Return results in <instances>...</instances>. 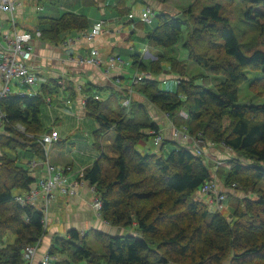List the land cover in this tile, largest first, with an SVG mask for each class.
<instances>
[{
    "label": "trees",
    "instance_id": "1",
    "mask_svg": "<svg viewBox=\"0 0 264 264\" xmlns=\"http://www.w3.org/2000/svg\"><path fill=\"white\" fill-rule=\"evenodd\" d=\"M184 14L187 58L223 79L214 89L197 84L195 78L186 77L184 62L157 53V59L147 63L149 71L158 75L161 61L167 60L170 71L179 76L176 89L165 90L157 79L144 78L137 90L175 125L186 126L190 135L201 134L245 159H229V168L218 166L214 174L223 177L227 189L253 188V195L238 197L224 191L231 200V220L212 210L194 197L214 178L202 156L178 143L167 155L162 150L140 152L136 146L152 137L149 130L159 131L146 103L132 99L125 108L124 95L117 91L95 99L104 88L86 85L84 110L98 124L93 146L99 156L84 169V179L101 199V218L125 232L111 235L91 228L83 235L75 229L66 236L55 235L48 253L64 257L55 264H264V102L237 101L247 69H262L249 87L264 94V0H196ZM40 22L47 26L41 34L52 42L62 40L63 33L88 28L87 17L71 11ZM184 22L179 16L156 12L147 35L150 47L176 44ZM136 57L133 64L146 69ZM41 86L36 95L9 94L0 100L8 120L0 148L25 149L44 159L37 139L49 129L42 126L41 106L57 83L49 80ZM17 124L24 132L15 128ZM110 129L115 131L113 154L102 149V138ZM34 181L17 157L0 155V242L8 232L14 235L12 242L0 246V264H22L24 248L39 245L46 232L40 207L15 199Z\"/></svg>",
    "mask_w": 264,
    "mask_h": 264
},
{
    "label": "crops",
    "instance_id": "2",
    "mask_svg": "<svg viewBox=\"0 0 264 264\" xmlns=\"http://www.w3.org/2000/svg\"><path fill=\"white\" fill-rule=\"evenodd\" d=\"M15 1L18 2V6L13 11L12 15L8 12H0V60L7 55V52H4L3 48L5 46L4 35L11 37L16 31L28 32L31 34V44L35 56L34 60H32V65L34 66V71L36 73V84L33 89H35L36 94H38L43 83L49 82V80H55L57 86L52 93H57L59 90V93H63L65 97V104L63 106L66 109H63L62 106L57 104H53L51 95L46 98L50 99V103L48 104L47 101L46 103L51 106L50 111L55 112V121L59 120L62 115L80 121L81 116L86 115L84 110L85 95L83 93L86 85L104 88L99 94L100 99L102 100L112 92H119L121 87L127 88L129 85L124 80L125 71L123 70L124 67H122L124 63L123 61L122 63L115 64L112 69L106 71L104 64L99 67L92 64H79L76 59L78 56H87L91 50L95 49L98 52L99 59L102 62H105L108 61L110 57H121L122 52L128 51L129 54H131V64L134 66L135 70L138 69L133 64L135 61V55H137L136 59L138 61L146 63L145 67L148 69V61L157 58L158 53L156 49H154L155 55L150 54L148 51L151 47L148 43L147 35L151 29L149 30L147 26H152L154 18L152 22L148 24L141 21L138 14L148 4L154 8L155 13L158 11L166 12L169 11V9H171V11L174 10L169 3L161 2V0H159V2L153 0H124L121 4L118 3L119 0L68 1L65 3L67 9L75 13H81L87 17L88 28L71 30L63 33L62 40L52 42L49 38L41 34V31L47 26L41 24L40 19L52 18L59 15H56V12L59 11L56 6L57 1ZM44 3H48L49 8L46 14H41L40 12L43 10ZM134 6L135 8H133ZM129 13H133L134 15L131 21L127 16ZM99 20H105L106 29L90 39L86 38V30ZM123 29L125 32H122ZM136 46L138 47L135 50ZM147 57H150L151 59L149 58L146 60ZM138 70L139 72L149 74L150 77L157 80V77L159 76L160 78L161 74H163L162 70L158 75H153L149 70L143 71L145 68L143 70ZM166 76L171 77L173 75L166 73ZM162 81L165 83L166 79L162 78ZM158 82L160 83L159 80ZM1 85L2 82L0 81V86ZM9 88L11 92L10 95H16L19 92L27 93L29 90V86L26 83L20 82L18 79L12 80L9 84ZM131 99L145 102L148 111L151 112V114L153 113L154 120L158 123L159 131L163 134V141L159 146H156L151 142L156 146V151L163 150L166 143L173 144V148H175L176 143L185 145V143L171 137V127H168V124L170 123L167 119L168 116L166 117V113L164 116H161V112H158L157 114L153 105L144 99L138 90L134 91ZM181 112L183 113V111ZM160 117H162L161 122L158 120ZM50 129L56 130L54 127L49 128V130ZM56 131L58 133V140L54 141L51 145L46 146L44 149V159L36 161V156L32 152L25 149H16L17 151L20 150L18 151L19 155H21V152H25L24 154L29 157V168L35 172V177L32 175L35 178V181L31 186H33L38 179L46 175L47 162L58 167L70 165L72 168L70 179H75L79 170H84L86 167L90 166L99 156V151L94 146L93 147L97 150V153H84L82 151L73 153L72 150H68L67 144H70L67 143L69 141H67L68 137H66L68 132L64 131L60 134L58 130ZM3 132L4 126L1 128L0 134ZM62 137L65 138L62 139ZM147 140L152 141V137ZM79 141L82 144L80 139ZM218 146L221 150L213 153V156L223 151V146ZM145 147L148 148L147 144L143 146V148ZM110 149L111 148L108 150L110 151ZM224 150L225 152L228 151L225 148ZM3 153H6V148H0V155ZM15 157L18 159V156ZM94 195V192L91 191L86 183L78 188L77 195H56L47 205L48 224L46 232L32 259L28 262L23 261L22 264H42L43 255L48 252L53 237L55 235L66 236L70 229H75L82 235L91 228L101 230L111 235L122 234L125 232L122 227L110 225L93 211L91 208V201L93 200ZM200 199L204 201L202 197ZM35 204L42 210V207L44 206L43 198L37 197ZM61 259H64V257L54 256L47 264H55V261ZM81 264H85V262L81 261Z\"/></svg>",
    "mask_w": 264,
    "mask_h": 264
},
{
    "label": "rangeland",
    "instance_id": "3",
    "mask_svg": "<svg viewBox=\"0 0 264 264\" xmlns=\"http://www.w3.org/2000/svg\"><path fill=\"white\" fill-rule=\"evenodd\" d=\"M56 1H55L56 6L58 7V10H59L58 12H56V15L57 14L60 15L61 13L65 12V11H70L65 6V3L68 1H75V0H56ZM153 1L159 2V0H153ZM195 1L196 0H166V1L161 0V2L169 3V5H171V7L174 8L173 11H171V9H169L170 12L169 11H166V12H168L172 15L176 14L175 16L181 17V19L185 20V22L182 25L181 32L179 34V38H178V41L176 44H174L172 46H167V47L166 46H156L154 48H149L148 51L150 54L155 55L154 49H156L158 51V53L165 54L169 57H174L177 60L184 62V64L186 65V77L191 76L192 78H195V82L197 84H202L204 86L211 87L214 89L215 84L220 82L223 79V75L212 74L207 68L198 65L197 63H195L192 60H189L187 58V50L183 46V43L185 42V40L187 38V33H188V26H187V20H186L187 18H186V15L184 13L186 12L187 7H189L191 4H194ZM48 8H49V4L44 3L43 10L40 13L46 14ZM133 8H135V6ZM71 12H73V11H71ZM78 14H81V13H78ZM81 15H83V14H81ZM153 26H154V23L152 24V26L148 25L147 28L150 30L151 28H153ZM122 32H125V30L123 29ZM137 47L138 46H136L135 50L137 49ZM131 58H132L131 54H129L128 51L122 52L121 57H120V59L124 62L123 66H122V67H124L123 70L125 71L124 80L129 85L132 82V78H133L134 74L137 71H139L138 69L135 70L134 66H132V64H131L132 59ZM149 58L150 57H147L146 60H148ZM156 59L157 58H155L154 60H156ZM164 62H166V63H164ZM163 63H164V65H163ZM160 65L162 66L161 70L163 73V74H161V77L166 79V82L163 83L162 78L160 77L161 78L160 79L159 76L157 77L158 80L160 81V83H159L160 87L165 89V90L174 91L176 89V86H177V78L179 77L178 73H174V72L170 71V68H169L170 65H169V62L167 60L166 61L162 60ZM146 70L148 71L149 69H145L143 71H146ZM164 72L170 73L173 76L168 77V76H166V73H164ZM261 75H262V69H254V70L247 69L246 70V79H244L238 87L237 101L239 103L259 104V103L264 102V94H262V95L255 94L254 92H256V91H253L251 89V87H249L250 81L254 80L258 77H261ZM138 82L135 83L134 85H132V89H133L132 94L134 93L135 90H137ZM51 98L53 100V104H57L59 106H62L63 109H66L63 106L65 104L64 103L65 102L64 94L59 93V90L57 91V93H55V92L51 93ZM53 104H51V105H53ZM41 107L42 108H41L40 118H41V123H42L43 128L49 129V128L54 127L56 130H58V132L60 134H62L64 131L68 132V134L66 135V137H68L67 141L69 140L67 143H70V144H67L68 150H72L73 153H78L81 151L84 153H89V152L97 153V150L92 145V143H93L92 142L93 132L95 129H97V122L92 117H90L88 115H83V116H81L80 121H77L75 118H69L67 116L62 115L59 120L55 121V119H54L55 112L50 111L51 106H49L47 103H43ZM154 108H155V111H157L156 112L157 114H158V112H161L162 113L161 116L166 115L164 112L159 111L156 107H154ZM178 113H180L179 115L185 117V114L182 113L181 110ZM151 115L154 119L153 113ZM159 115H160V113H159ZM167 116L168 115H166V117ZM156 117H157V115H156ZM167 119L169 120V123H170V124H168V127H171V132H172L173 128L186 127L184 125H179V126L175 125L169 117H167ZM158 120L161 122L162 117H160ZM0 130H1V128H0ZM150 131H151V129L149 130V132ZM147 132H148V130H147ZM159 132L162 133L161 131H159ZM114 137H115V131L113 129H110L107 131V133L102 138V149L104 151L108 152L109 154H113L111 152L112 150L110 149V151H109L108 149L111 148ZM171 137H173L172 134H171ZM64 138L65 137H62V139H64ZM79 139L82 141V144L79 141ZM174 139H176V138H174ZM177 140L183 142L181 139H177ZM151 142H152L151 140H142L137 144L136 148L142 153H145V152L146 153H154V152H156V149H155L156 146H154ZM145 144H147L148 148H146V147L143 148V146ZM197 144L202 149V151H204L203 155H201V156L205 159L206 164L208 165V167L210 168V170L213 173L214 178L212 180H214V183L216 186L215 190H218V191L228 190L230 193L229 195H231V196L236 195L238 197L248 196V194L253 195L252 192H253V190H255L253 188L247 189V190L227 189L228 187H226L224 185L223 177L214 174L215 170L218 167V166L216 167V164H217V161H219V159L223 161V164L219 167H221V170H224V171H226L229 168V166L227 165V161L229 159L239 158V159H241V161H244L245 159H243L241 156H239L234 151L225 147L223 144L214 143L213 141H207V140L202 139V137L199 138ZM218 145L223 146V149H222L223 151H221V152H219V154L217 153V155L213 156L212 155L213 153L221 150ZM224 148L226 150H228V151H226L227 153L225 152ZM172 149H173V144L166 143L161 152L163 155H167ZM18 151H20V150H18ZM18 151L6 149V154H8L12 157L18 156V159H17L18 164L28 168L30 174L35 177L34 170L29 168V157L24 154L25 152H21V155H19ZM39 160L40 159L38 157H36V161H39ZM204 195L205 194L202 193L199 189L194 194V197H196V198L202 197V199H204V201H206L208 197H207V195H205V196ZM210 195L213 196L214 192L210 193ZM226 195L228 198V193H225V196ZM204 204H205V202H204ZM211 207H212V210L218 209V206L214 203H211ZM231 208H232L231 200H230V198H228L227 200L226 199L224 200L222 208H220L218 210H220V212L227 219L231 220V218H232ZM128 231L129 230L126 229V232H128ZM13 240H14V235L11 232H8V234L6 235L5 242L1 243V245L6 244L7 242H12ZM74 264H81V262H76ZM206 264H211V263H206Z\"/></svg>",
    "mask_w": 264,
    "mask_h": 264
},
{
    "label": "built area",
    "instance_id": "4",
    "mask_svg": "<svg viewBox=\"0 0 264 264\" xmlns=\"http://www.w3.org/2000/svg\"><path fill=\"white\" fill-rule=\"evenodd\" d=\"M17 6L18 2L15 0H0V12H8L12 15ZM127 16L131 21L134 15L133 13H129ZM138 17L145 23H151L155 17L154 8L149 4L146 5L138 14ZM105 29V20H99L92 27L86 30L85 37L90 39ZM3 38L5 40V46L3 48L4 52H7V55L0 60V81L2 82V85L0 86V100L11 93L9 84L14 79H18L20 82L26 83L29 86L27 93L19 92L18 95H36V91L33 89L36 84V73L34 71V66L32 65V60H34L35 56L33 46L31 44V34L28 32L16 31L13 36L8 37L7 35H4ZM76 59L79 64H92L98 67L104 64L106 71L112 69L115 64L122 63L119 56L110 57L108 61L102 62L98 57L97 50L95 49L91 50L87 56H78ZM144 78L152 77H150L149 74L137 71L132 78L131 84L128 85L127 88H120L119 92H122L124 95L121 101L123 107H130L133 92L132 85ZM94 98L100 99L99 94H96ZM46 101L48 104L50 103L49 98L46 99ZM7 122V115L0 107V128H2ZM15 128L20 132H24V128L19 124H17ZM150 133L152 134V143L156 146L160 145L163 141V135L159 131L155 132L154 130H151ZM171 134L174 138L181 139L185 145L192 149L194 154L198 156L203 155L204 151H202L197 144L199 138H201V134L194 136L190 135L186 127L173 128ZM56 140H58V133L54 129L41 133L37 139L43 149H45L47 145H51ZM222 164L223 161L219 159L216 167L221 166ZM71 174L72 168L70 165L58 167L47 162L46 175L38 179L28 191L18 194L15 197V199L22 204L35 203L37 197L43 198L44 206L42 207L43 217L41 222L44 230L47 229L48 224V203L52 201L56 195H77L78 188L82 187L85 183L88 184L91 191L95 194L93 200L91 201V208L98 216H100L101 199L95 192L94 186L84 179V170H79L75 179H70ZM215 188L216 186L214 180H210L205 182L200 187V191L208 197L207 200L204 201L207 206L210 205L209 207H211V203H214L218 206V209H220L222 208L225 194L224 191H218L215 190ZM212 192H214L213 196L210 195ZM37 247L38 242L24 248L22 258L25 262L32 259ZM51 259H53V257L46 252L43 255L42 264H47Z\"/></svg>",
    "mask_w": 264,
    "mask_h": 264
}]
</instances>
